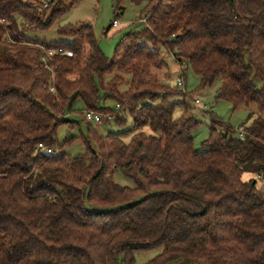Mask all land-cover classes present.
Instances as JSON below:
<instances>
[{
  "label": "trees",
  "instance_id": "16d2710c",
  "mask_svg": "<svg viewBox=\"0 0 264 264\" xmlns=\"http://www.w3.org/2000/svg\"><path fill=\"white\" fill-rule=\"evenodd\" d=\"M79 1L0 0V264H135L155 249L148 264H264V0H129L143 28L111 58L91 23L38 36ZM165 53L201 87L220 79L217 100L255 109L243 138L213 118L195 149L201 123L173 101L188 94L168 84ZM78 100L131 129L100 135L85 116V152L69 155L57 133Z\"/></svg>",
  "mask_w": 264,
  "mask_h": 264
},
{
  "label": "rangeland",
  "instance_id": "374dc122",
  "mask_svg": "<svg viewBox=\"0 0 264 264\" xmlns=\"http://www.w3.org/2000/svg\"><path fill=\"white\" fill-rule=\"evenodd\" d=\"M113 6L114 0H80L72 9L64 14L48 32L39 33L38 36L41 39H46L48 42L68 40L67 38H61L57 35V29L59 27L81 22L91 23L94 27L95 36L99 41L101 50L107 57L111 58L117 44L125 34L143 28V25L140 24L139 21L144 9V6H134L129 0H124L121 4V7L124 8V13L119 19L121 26L119 28H112L111 31L106 34V30L114 20ZM165 62L170 74L168 84L188 94L177 95L173 98V101L179 103L186 101L193 107L194 115L201 123L193 134L195 149L199 150L202 142L208 139L213 118L233 128L234 137L240 138L239 134L241 127L244 124L250 125L253 118L249 120V117L252 114H256L255 109L239 107L235 110L229 102L217 100V91L221 86L220 79L216 80L212 86L201 87V79L186 63H183V66H181L170 53H165ZM182 67L186 72V76H183V87L177 84V79L182 75ZM109 79L110 77H107V80ZM121 89L125 90L126 86H122ZM196 100L201 102L200 106L195 104ZM107 105L114 106V103L109 101ZM86 114L87 110L84 103L81 100L76 101L72 110L68 111L65 116V119L70 121L72 125L63 124L58 129L57 138L59 146L63 145L64 152L71 156H76L85 152L83 138L87 136L88 123L85 121ZM181 114L182 107L178 106L175 110L174 117L177 118ZM91 124L100 135H107L109 133L128 131L132 127V120L128 118L125 126H117L113 120L98 123L92 121ZM146 131L149 133V129ZM130 138L131 136L127 135L125 140L129 142ZM67 140L69 141L65 144ZM243 178L246 181L256 179L258 185L260 187L263 186L262 178L248 173L244 174ZM114 180L122 186L130 188L135 187L133 181L123 176L120 172L114 174ZM161 251V249H155L152 251L138 252L135 254V264H148V262L159 255Z\"/></svg>",
  "mask_w": 264,
  "mask_h": 264
},
{
  "label": "built area",
  "instance_id": "2783aa9c",
  "mask_svg": "<svg viewBox=\"0 0 264 264\" xmlns=\"http://www.w3.org/2000/svg\"><path fill=\"white\" fill-rule=\"evenodd\" d=\"M47 1V6H49L50 4V2L52 1V0H46ZM121 26V23H120V21H114V23H113V27L114 28H118V27H120ZM48 56L49 57H51V56H54V55H64V56H67V57H72L73 56V52L72 51H69V50H64L63 48H57V49H50L49 51H48ZM177 84H178V86H184V79H183V75H181L178 79H177ZM195 104L198 106H200L201 105V102L199 101V100H196L195 101ZM119 107V106H118ZM86 119L88 120V121H90V122H92V121H95V122H101V117L99 116V115H97V114H95V113H92V112H87V114H86ZM239 136H240V138H243V136H244V134H243V131L241 130L240 131V134H239ZM39 148L40 149H45V147L42 145V144H40L39 145ZM48 153H54V151H52V150H46Z\"/></svg>",
  "mask_w": 264,
  "mask_h": 264
}]
</instances>
